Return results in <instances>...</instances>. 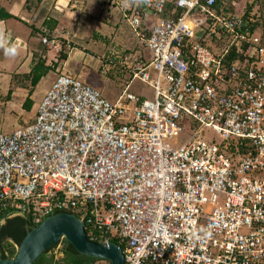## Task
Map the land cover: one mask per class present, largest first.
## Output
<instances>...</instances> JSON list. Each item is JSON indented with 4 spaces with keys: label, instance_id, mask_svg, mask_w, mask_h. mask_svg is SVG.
<instances>
[{
    "label": "built area",
    "instance_id": "2783aa9c",
    "mask_svg": "<svg viewBox=\"0 0 264 264\" xmlns=\"http://www.w3.org/2000/svg\"><path fill=\"white\" fill-rule=\"evenodd\" d=\"M106 1L149 57L124 65L131 77L114 104L60 74L31 125L0 133V209L37 225L77 212L88 240L114 239L124 264H264L260 36L216 0ZM134 78L152 101L128 92Z\"/></svg>",
    "mask_w": 264,
    "mask_h": 264
},
{
    "label": "rangeland",
    "instance_id": "374dc122",
    "mask_svg": "<svg viewBox=\"0 0 264 264\" xmlns=\"http://www.w3.org/2000/svg\"><path fill=\"white\" fill-rule=\"evenodd\" d=\"M11 2L12 4H19V0H1L2 4ZM35 3V2H34ZM32 3V5L34 4ZM92 7L87 8V15L92 21L95 23L98 22L97 29L100 32H104V29L108 30L109 33L111 29L115 33L118 31L117 35H113L111 38L112 44L110 45V51L104 53L105 45L100 44V38L96 36H91L89 41L81 40L77 41V46H82L88 55L83 54L84 57H87V62H79L82 64L80 66V74L82 78L81 82L90 86L96 92H98L102 98H104L108 103L114 104L118 99L119 95L122 93L124 89V85L126 82L130 80V74L125 69L124 65L129 64L131 59H133L136 54H130L128 51L129 44H131L132 51H138V53L144 54L146 51L144 48V44L134 36L132 30L129 28L128 24L124 20L122 14L110 3L107 1L103 3L102 6H98L96 1L90 0L89 5ZM237 14H241V12H236ZM110 23H109V21ZM104 21H108V24L104 25ZM111 28V29H110ZM78 48V47H77ZM120 50H124L129 52L128 57L125 58V62L122 61L120 56L122 53ZM71 50L62 47V53L68 55ZM123 51V52H124ZM59 52V53H60ZM59 53L56 55V59L59 57ZM135 54V55H134ZM105 56L107 59H111L110 62L112 66H109L110 70H104L103 63L101 60ZM115 56V57H111ZM121 59L120 61H113L115 58ZM99 60V61H98ZM122 61V62H121ZM17 62L13 59V57H7L4 54L0 56V116L1 112H4L3 121L0 123V127L3 129H12L14 126L17 128L20 127V123H22L23 118L25 117V112L22 110V103L24 102L27 94L22 92L21 89H15L12 94V102H5V96L7 95L9 89V77L12 73L22 74L25 72V65L19 66L16 65ZM128 64L126 66H128ZM150 77H155L153 72H150ZM51 82V77L49 76L44 78L40 85L37 87L35 92H33V111L30 112L29 117L33 118L40 101L42 100V89L47 88ZM128 92L133 94L136 97L143 98L147 101H152L154 98V90L147 83L141 81L139 78H134L128 87ZM22 99V101H21ZM1 101H4L2 103ZM21 101V103H19ZM18 105H21L20 108H17ZM7 107V108H6ZM9 107V108H8ZM19 123V124H18ZM12 131V130H11ZM10 134V132H8ZM202 136L205 137L206 141H208L211 137L214 138L215 141H219V137L211 132L203 131ZM185 140L184 135L178 136L177 138L169 141L168 146L172 148L180 147ZM4 223V221H2Z\"/></svg>",
    "mask_w": 264,
    "mask_h": 264
},
{
    "label": "crops",
    "instance_id": "0c3cea01",
    "mask_svg": "<svg viewBox=\"0 0 264 264\" xmlns=\"http://www.w3.org/2000/svg\"><path fill=\"white\" fill-rule=\"evenodd\" d=\"M25 1L26 0H19V4H12L9 1L2 4L0 0V5L14 17L0 21V28L4 30L8 41L18 46L19 53L13 57L15 62H17L16 65H19L20 67L23 66V64L25 65V72L22 74L12 73L8 82L9 86H11L13 75H23L30 72L32 67V57L33 54L36 53L45 60L46 66L54 67V70L49 72L46 76L48 78L49 76L51 77V82L48 84L49 86H47V88L42 89L41 98L43 99L53 81L60 74L70 75L79 80L82 78V75L80 74V66H82V64L79 62H87V57H84L83 54L85 53V55H88V53H86V50H84L82 46H77V41H89L91 36H96L97 38H100V44L105 45L104 53H106V51L109 52L111 50V38L113 35H117L118 31L114 33L113 29L110 28L111 31L109 33V29H104V32H100L97 29L99 23L96 21L94 23L92 19L89 18V14L87 15L86 13L87 8L92 7L91 4L89 5L90 0H79L82 3V6L79 9L73 8L72 3L74 0H42L36 5H27V8H24ZM93 1H96L99 7L103 5L101 0ZM108 21H104V25L108 24ZM44 37L60 44L63 42H68L70 44L71 51L68 53L66 60H61L60 62L57 61L56 51L47 48L42 44L41 40ZM128 46L129 52H134L135 54L137 52L138 55L141 54V57H149L147 51L144 52V54L138 53L136 50H131V44ZM43 48H45V52L42 51ZM123 51L124 50H120L121 53H123ZM2 54H4V51L3 49H0V56H2ZM105 58L106 57L103 56L100 58V61H104ZM37 87L34 89V92ZM21 90L26 94L28 92L27 90ZM31 99L33 100L32 96ZM21 101H19V103H21ZM20 107L21 105L17 106V108ZM32 111L33 109L31 112Z\"/></svg>",
    "mask_w": 264,
    "mask_h": 264
},
{
    "label": "trees",
    "instance_id": "16d2710c",
    "mask_svg": "<svg viewBox=\"0 0 264 264\" xmlns=\"http://www.w3.org/2000/svg\"><path fill=\"white\" fill-rule=\"evenodd\" d=\"M42 0H26L24 8L27 5H36ZM215 9L217 11H223L225 13L241 12V17L244 20L245 27L251 32H256L260 36V44L264 47V0H216ZM14 18L9 14L5 8L0 5V21ZM42 45V44H41ZM43 46V45H42ZM44 47V46H43ZM45 52V48L42 50ZM134 53V52H133ZM130 52V54H133ZM129 52L122 53L123 57H128ZM141 55V54H140ZM112 58L115 56H111ZM67 55L60 52L57 59L58 62L66 60ZM142 59V60H141ZM139 61H143V57ZM116 57L113 61H118ZM132 60V59H131ZM120 61V60H119ZM136 61V60H135ZM134 62V61H133ZM58 64V63H56ZM54 70V67H48L45 65V60L36 53L32 57V67L28 74L13 75L11 81V88L5 96V102H12V94L15 89L20 88L27 90V97L22 104V110L25 112V117L20 123V127H26L31 125L34 118L29 117V114L33 107V101L31 96L34 89L38 86L40 81L47 76L49 72ZM4 103V101H1ZM0 123L3 121L4 112H1ZM19 124V123H18ZM17 125L12 129H3L0 127V133L9 134L18 129ZM12 130V131H11ZM75 216L80 214L74 211H69ZM15 214L13 209L6 208L0 209V254L2 258H13L16 254V247L21 243L26 234L37 224L34 223L31 214L24 216L13 215ZM4 221V223H2ZM86 231L88 232L87 226ZM104 240L98 239L96 243L102 244ZM113 243H118L114 239H110ZM34 264H110L108 261L95 259L88 256L78 254L71 245L65 240H61L55 246L47 250L42 254Z\"/></svg>",
    "mask_w": 264,
    "mask_h": 264
},
{
    "label": "water",
    "instance_id": "95a60500",
    "mask_svg": "<svg viewBox=\"0 0 264 264\" xmlns=\"http://www.w3.org/2000/svg\"><path fill=\"white\" fill-rule=\"evenodd\" d=\"M65 240L80 255L124 264L122 249L111 241L102 244L88 240L85 226L71 213L52 214L33 227L16 247L13 258H2L0 264H34L47 250Z\"/></svg>",
    "mask_w": 264,
    "mask_h": 264
},
{
    "label": "clouds",
    "instance_id": "9594fccd",
    "mask_svg": "<svg viewBox=\"0 0 264 264\" xmlns=\"http://www.w3.org/2000/svg\"><path fill=\"white\" fill-rule=\"evenodd\" d=\"M151 0H123V7H128L130 3H144L148 4ZM0 49H3L5 56L15 57L19 53L18 46L14 43H10L5 35V32L0 28Z\"/></svg>",
    "mask_w": 264,
    "mask_h": 264
}]
</instances>
